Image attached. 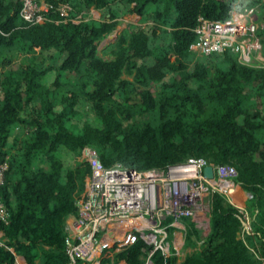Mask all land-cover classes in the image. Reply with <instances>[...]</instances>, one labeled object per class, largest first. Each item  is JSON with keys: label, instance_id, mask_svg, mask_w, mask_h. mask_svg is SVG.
Returning a JSON list of instances; mask_svg holds the SVG:
<instances>
[{"label": "trees", "instance_id": "obj_1", "mask_svg": "<svg viewBox=\"0 0 264 264\" xmlns=\"http://www.w3.org/2000/svg\"><path fill=\"white\" fill-rule=\"evenodd\" d=\"M44 1L51 8L41 24L20 18L19 0L0 1V53L29 56L0 74V154L8 161L0 199L9 212L0 223V264L16 256L68 264L63 225L77 213L89 166H70L66 157L86 146L105 166L163 169L197 158L232 166L250 195L252 234L240 238L237 210L211 192L210 230L200 245V230L184 219L185 246L193 250L182 264H264V67L190 50L200 18L223 20L234 6L264 0ZM60 4L71 7V18L94 8L100 19L64 21ZM132 14L138 21L99 51ZM8 62L0 58V67ZM148 250L132 234L107 246L97 264H143ZM175 261L153 254L154 264Z\"/></svg>", "mask_w": 264, "mask_h": 264}, {"label": "built area", "instance_id": "obj_2", "mask_svg": "<svg viewBox=\"0 0 264 264\" xmlns=\"http://www.w3.org/2000/svg\"><path fill=\"white\" fill-rule=\"evenodd\" d=\"M19 2V16L25 22L41 24L48 20L46 13L51 6L44 0ZM56 11L64 21L79 22L93 17L90 13L87 18L81 14L71 18L72 9L68 4H60ZM253 11V8L234 6L223 20L200 18L195 29L198 39L190 45V50L198 56L230 52L242 65L264 67L259 35L264 24L255 21ZM82 154L89 166L88 177L83 193L75 200L77 213L68 216L63 225L68 264H97L107 246L127 242L132 234L149 247L143 264H154V252L164 257L175 256L174 264H182L184 259L179 258L178 251L185 241L184 219L192 221L200 230L198 245L210 230L208 209L202 201L207 187L237 210L240 238L244 241L252 234L253 216L246 206L250 195L235 180L237 172L230 165L212 164L213 177L207 178L204 168L210 163L204 158L163 169L136 170L120 163L105 166L97 151L88 146L82 148ZM7 169V157L0 154V185ZM8 218L9 212L0 199V223H6Z\"/></svg>", "mask_w": 264, "mask_h": 264}, {"label": "rangeland", "instance_id": "obj_3", "mask_svg": "<svg viewBox=\"0 0 264 264\" xmlns=\"http://www.w3.org/2000/svg\"><path fill=\"white\" fill-rule=\"evenodd\" d=\"M238 2H239V0H236V3H238ZM244 6L248 7V8H253L254 9L253 13L255 15V21L261 22L264 24V1L257 2V3H250L249 2L248 4H244ZM91 15L100 19V13L98 11H95V9H94V11H92ZM137 21H138V16L135 14L128 15V16H125L124 18H122L120 20V23H119L118 27L116 28V30L113 33H111L108 37H106L104 40H102L101 42L98 43V50L101 51V49L106 44L113 41L115 36L117 35V33L120 30H122L123 28H125L128 24L136 23ZM261 30L262 29L259 30V35L261 33L260 32ZM261 36L262 35H260V37ZM261 40H262V37H261ZM262 44H263L262 54L264 57V43H263V41H262ZM227 53H230V52H227ZM230 54H233L236 57V55L234 53H230ZM214 55H219V54H214ZM209 56H211V55H209ZM0 58L9 60L8 63H5V64H3V66L0 67V74L5 72L10 67L11 68H17V67L23 66L29 62V56L28 55L21 53V52H17L16 50H14V51L3 50L0 53ZM36 59H37L36 61H38V60H40V57L36 58ZM262 63L264 65V62H262ZM53 74H54V72L49 73L46 76L45 80L48 81L49 78L51 79L53 77ZM155 87H156L155 85H152V90H155ZM62 89H64V88H62ZM145 117H147V115H145ZM66 160H67L68 164H70V166H74L75 164H77V165H84L87 167V165H88L86 159L83 157L82 150H80V152L76 156L66 157ZM88 173L89 172H86L84 174L83 191L85 188V182H86V179L88 177ZM83 191H82V193H83ZM211 192H215V191L211 190L210 188L207 187L202 194V201H203V207L204 208L209 209V198H210ZM215 193H217V192H215ZM181 239L184 240V237ZM249 247L252 248L256 254L255 248H253L252 246H249ZM189 248H191V249H189ZM189 248H187L185 245L181 246V248L178 251L180 259H184L186 257V255H188L189 253L192 252L193 248L192 247H189Z\"/></svg>", "mask_w": 264, "mask_h": 264}, {"label": "crops", "instance_id": "obj_4", "mask_svg": "<svg viewBox=\"0 0 264 264\" xmlns=\"http://www.w3.org/2000/svg\"><path fill=\"white\" fill-rule=\"evenodd\" d=\"M242 6L244 7V4H242ZM235 7H236V6H235ZM92 11H94V8H90V9L88 10V12L86 13V15L84 16V18H87L88 14L92 13ZM95 11H98V10L95 9ZM98 12H99V11H98ZM90 19L98 20V18H96L95 16H93L92 18H89V19H87V20H90ZM183 245H185V241H184ZM187 248H189V247H187ZM189 249H191V248H189ZM14 264H26V262H25V260H24L23 257H21V256H16V259H15V263H14Z\"/></svg>", "mask_w": 264, "mask_h": 264}, {"label": "water", "instance_id": "obj_5", "mask_svg": "<svg viewBox=\"0 0 264 264\" xmlns=\"http://www.w3.org/2000/svg\"><path fill=\"white\" fill-rule=\"evenodd\" d=\"M204 175H205L207 178H212V177H213V166H212V164L207 165V166L204 168Z\"/></svg>", "mask_w": 264, "mask_h": 264}]
</instances>
